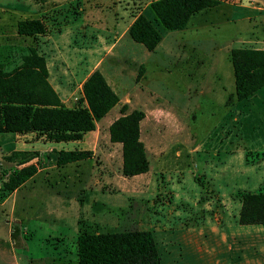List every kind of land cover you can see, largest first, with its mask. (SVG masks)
I'll use <instances>...</instances> for the list:
<instances>
[{
  "label": "rangeland",
  "instance_id": "1",
  "mask_svg": "<svg viewBox=\"0 0 264 264\" xmlns=\"http://www.w3.org/2000/svg\"><path fill=\"white\" fill-rule=\"evenodd\" d=\"M148 1L152 0H0L4 53L16 64L18 47L35 46L46 57L49 81L66 106L76 104L80 83L100 64L113 85L114 66L121 54L144 65L145 73L143 69L140 76L138 71L136 77H124L122 86L129 100L123 104H127L125 112L145 113L140 137L150 162L144 177L122 175L121 144L110 141L108 130L121 115L122 102L79 142L0 133V264H58L64 252L75 256L80 216L89 224L97 221L99 231H151L159 254L167 260L170 247L188 252L181 242L184 233L168 227L213 218L218 207L233 221L231 211L241 195L264 187V153L259 152L264 151V86L238 100L232 64L221 49L233 29L244 31L256 22L264 26V11L254 14V23L239 21L231 26L223 22L186 32L168 31L146 5ZM253 1L264 5V0ZM142 7L163 36L153 52L124 33L131 15ZM222 10L228 13L230 7ZM243 10L239 8L238 15ZM216 17L221 19L222 12L207 11V20ZM25 18L42 19L47 33L17 35L16 23ZM176 41L183 43L174 54H165L168 42L174 46ZM236 46L254 44L232 45ZM214 71L222 73V78ZM231 92L234 98L225 104ZM73 149L91 150L92 156L56 167L57 152ZM15 150L38 152L30 162L46 170L14 193L3 183L20 167L17 159L7 158ZM240 150L245 152L241 155Z\"/></svg>",
  "mask_w": 264,
  "mask_h": 264
},
{
  "label": "trees",
  "instance_id": "2",
  "mask_svg": "<svg viewBox=\"0 0 264 264\" xmlns=\"http://www.w3.org/2000/svg\"><path fill=\"white\" fill-rule=\"evenodd\" d=\"M222 0H152L150 8L158 22L168 31L182 30L190 17L213 8ZM135 18L128 36L148 51L156 49L162 39L160 30L144 14ZM21 36L44 35L47 24L40 18L17 21ZM6 48H9L6 46ZM13 49V47H11ZM19 63H14L0 46V133L34 134L36 139L53 142L82 141L84 135L96 129L102 119L119 102L117 93L99 69H94L82 84V96L73 106H66L49 81L46 57L33 45L20 46ZM10 50V48H9ZM235 96L247 98L264 86V49L236 46L230 50ZM139 68L137 76L143 72ZM127 110L109 125V139L121 144L122 175L130 177L146 173L150 168L147 151L140 139V122L145 113ZM249 153V152H248ZM36 151H12L7 158L17 159L20 166L3 183L14 191L38 170L30 161ZM92 156L88 149L59 150L56 165L64 166ZM30 162V163H29ZM236 222L240 225L264 224V187L244 192L240 197ZM76 264H161L153 234L149 230L96 231L80 221L76 238Z\"/></svg>",
  "mask_w": 264,
  "mask_h": 264
},
{
  "label": "crops",
  "instance_id": "3",
  "mask_svg": "<svg viewBox=\"0 0 264 264\" xmlns=\"http://www.w3.org/2000/svg\"><path fill=\"white\" fill-rule=\"evenodd\" d=\"M150 2L151 1H148L146 5L149 6ZM248 2H249L248 4H244L242 3V1H239V0H222L219 5L213 8L205 9V10H202V11H199L193 14L190 17L186 27L182 29L181 31L186 32V31H189V29L197 30L199 27H204V26H209V25H218L220 23L222 24L223 22L231 26L237 25L239 21H245L247 23H254L252 21L256 16L254 14L258 12H263L264 5L262 6L259 4H255L254 3L255 1L253 0H249ZM223 6L227 7V9L230 7V12L228 13L224 12L222 10ZM239 8H244L243 15H238V13L240 12ZM211 10L221 11L223 14V17L221 19L216 17L214 19L207 20V11H211ZM140 13L143 14V7L139 9L135 13V15H138ZM133 15L134 14L131 15V18L127 23L124 33L128 32V28L133 22L135 18ZM195 17H198V18H196L195 20L194 19ZM17 35L19 34L17 33ZM26 37H30V36H26ZM193 37L198 38V35L195 34ZM162 39H163V36H162ZM242 42L252 43L254 44L253 47L264 49V26L260 25V22H256L255 24L251 25L249 29L247 30L244 29V31L238 28L233 29V31L228 33L227 42L225 43L224 47H222L221 49H225L227 51L228 59H230L229 54H230L232 45L236 43H242ZM175 43L176 44L174 46H171L172 45L171 42H168L169 51L165 54H168L169 52L170 54H174L175 48L178 47V44H181L183 42L177 43L176 41ZM126 55H127L126 53L121 54L118 57V63L116 65L114 64L115 65L114 67L116 68V70H114L115 79L113 80L115 82V85H113L112 82L107 78L108 71L106 70L105 66L100 64L99 66L96 67V69H99L102 72L108 84L117 93L119 97V102L120 103L122 102V104L128 103L127 101L129 100L128 93L127 92L124 93L125 88H123L122 86V84L125 83L124 77L125 78H127L128 76L136 77V73L139 71V68H140V66H138L139 65L138 62H131L130 58H128ZM141 65L143 66L144 73H145L146 72L145 67L143 64ZM92 71L93 70H91L84 77V79L79 85L81 96H82L83 81L87 78V76ZM232 72H233V67H232ZM144 73H143V76H144ZM215 74L218 79L222 78L221 76L222 73L216 71ZM119 75H120V78H119ZM233 79H234V74H233ZM139 81H141V79ZM139 81L134 82L133 86L135 87V85L139 83ZM221 84H222V86H220L221 89L227 93V89L225 88V85L222 82ZM234 89H235V84H234ZM118 90L122 92L121 95L118 94ZM122 94H123V97H122ZM233 98H234V93L231 92L230 96L227 97L225 104L227 103L229 99L232 100ZM61 100L64 103V100L63 99ZM223 102H224V99H223ZM140 132H141V129H140ZM239 152L242 155V153H244L245 151L242 152L240 150ZM239 152H236V153H239ZM259 152L264 153L263 150ZM56 167H59V166H56ZM43 170H46L45 166H38L37 172L31 178L26 180L22 185L18 186L14 190V193L18 190L19 187L25 185V183H28L29 181H34L32 179L36 178V176L40 174ZM146 174L147 172L139 174V175L144 177V175ZM232 192H233V189H231V191L229 192L230 197L232 198V201H233ZM227 203L231 207L232 202L229 201ZM207 204L208 203H205L204 205H207ZM234 205L236 207L234 211L232 210L233 212L231 211V215L234 217L233 221H228L226 219V216H228L227 211L223 210L222 207H218L213 218L207 217L206 219L202 220L199 223H192L188 226L185 224H179V225H174L173 227H168L167 230L169 231L174 230V231H180L184 233L185 239L184 241H181V242L185 243L188 249V252L186 253L185 251L182 252V250H180L181 248H178L179 251H177L175 249H171L170 247L167 250V253H168V256L166 257L167 260H164L163 256L160 254L161 264H264V224H250V225L238 224L236 222V219L238 216L241 202L239 201L235 202ZM80 221H84L88 225H91L93 230L99 231V229L101 228V226L99 225L97 221H92V223L89 224V222L91 221L87 220L84 216H80V218H78L77 220L78 228H77L76 238L78 235ZM177 243H180V241L177 240L176 244ZM75 244H76V240H75ZM57 259H58V264H76L77 249L75 250V256H70L67 252L66 253L64 252V254L59 255ZM48 264H51V262H48Z\"/></svg>",
  "mask_w": 264,
  "mask_h": 264
}]
</instances>
